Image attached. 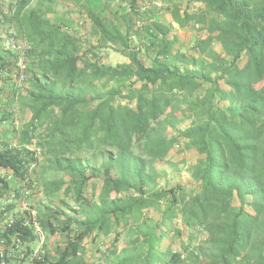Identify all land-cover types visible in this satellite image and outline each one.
Here are the masks:
<instances>
[{
  "label": "trees",
  "instance_id": "1",
  "mask_svg": "<svg viewBox=\"0 0 264 264\" xmlns=\"http://www.w3.org/2000/svg\"><path fill=\"white\" fill-rule=\"evenodd\" d=\"M139 1L90 10L85 37L49 18L59 0L10 6L32 51L22 124L0 133V264H264V0H170L145 17ZM174 22L199 25L190 51ZM181 140L190 183L162 187Z\"/></svg>",
  "mask_w": 264,
  "mask_h": 264
},
{
  "label": "rangeland",
  "instance_id": "2",
  "mask_svg": "<svg viewBox=\"0 0 264 264\" xmlns=\"http://www.w3.org/2000/svg\"><path fill=\"white\" fill-rule=\"evenodd\" d=\"M149 2L150 1H147L148 6L146 9L148 10L152 9L154 6V3H151V2L149 3ZM143 13L145 14V12ZM145 16H148V12H146L144 17ZM156 17L158 19H161L164 23L171 20V14L166 9L159 10V12L156 14ZM85 28H86L85 31H88V33L90 34V26L85 24ZM174 33H176V35H178V38H179L178 47L182 48L184 51L186 50L190 51L195 40L198 38L200 34H202L196 27H192V26H188L185 29L183 28L181 29L180 27L175 28ZM137 43L139 44V46H141V48H143L142 41L141 42L139 41ZM102 55H103L104 61L112 65L123 63L128 60L124 55L112 49L103 50ZM4 75L5 76H0V97L2 95L3 97L7 98V100L10 102L9 111H11V113L13 114L9 120L8 119L7 121L4 120V123L2 122L3 119H0V133L5 138L8 136L12 137V134H14L15 129L13 127H14L15 120H16V123L22 124V116H21L22 114L20 113L17 96L15 93H13V90H12V86L15 84V79L13 77L10 78V76H12L10 75V73H6ZM9 80H10V86H9L10 90L6 92L5 89H2L3 88L2 83H6ZM26 88H27V84H26ZM2 91H5V93H2ZM12 119L14 121H12ZM182 141L183 140H181V142ZM195 157H196V153H194V151L183 149V142L180 143L179 147H175V149H173L172 153L170 154V157L167 163H164L160 166V173H161V177L159 178L160 186L168 188L178 183L189 184L190 177L188 175L187 169H188V166L194 162ZM3 174L7 178L11 177L10 176L11 173L5 172ZM31 193L33 196L32 200H33L34 205L47 203V199L43 195L42 190L38 185H35L32 188ZM156 216H158V214ZM45 241H46L45 235H43V239L39 238L38 241H36L35 247L41 248L42 245H44ZM63 241H64V238L62 236L54 238L51 240V246H54V244H57L58 242H63ZM92 247L94 246L89 241L86 244V248L91 249ZM177 247H178V241L174 243V248L176 249ZM89 255H90V252H88V255L86 256V258L88 260L89 259L93 260L94 258H90Z\"/></svg>",
  "mask_w": 264,
  "mask_h": 264
},
{
  "label": "crops",
  "instance_id": "3",
  "mask_svg": "<svg viewBox=\"0 0 264 264\" xmlns=\"http://www.w3.org/2000/svg\"><path fill=\"white\" fill-rule=\"evenodd\" d=\"M155 3L160 7L172 6L170 0H141L139 1L140 10L146 11L148 3ZM16 0H0V18L5 19L10 12V6L14 5ZM36 2V0H34ZM33 2V4H34ZM149 2V3H150ZM131 0H59L53 12L49 14V18L56 23L63 24L69 31H85V24L90 26V32L93 30V20L89 15V11H93L104 17L114 18L115 15H123L128 13ZM155 19L157 17H154ZM80 22L83 24L80 25ZM88 35V31H85ZM2 53V50L0 49ZM6 92L10 90V82L2 83ZM5 93V91H2ZM10 102L1 95L0 97V119L2 116L8 115ZM4 123V121H2Z\"/></svg>",
  "mask_w": 264,
  "mask_h": 264
},
{
  "label": "built area",
  "instance_id": "4",
  "mask_svg": "<svg viewBox=\"0 0 264 264\" xmlns=\"http://www.w3.org/2000/svg\"><path fill=\"white\" fill-rule=\"evenodd\" d=\"M83 23L80 22V25ZM175 28H178L177 23H173ZM198 28L199 25H196ZM80 37H85V31H79L77 33ZM0 49L4 53H10L13 56V72L12 77L15 79V84L12 86L13 93L18 95L22 94L26 89L28 72L30 68V60L29 56L32 51L31 42L18 35V33L10 27V25L5 21V19L0 18ZM10 82V80H9ZM15 130H18L19 123L14 122ZM27 193V192H26ZM37 227L38 237L43 239V235H45L41 228ZM1 250V248H0ZM37 252V251H36Z\"/></svg>",
  "mask_w": 264,
  "mask_h": 264
}]
</instances>
